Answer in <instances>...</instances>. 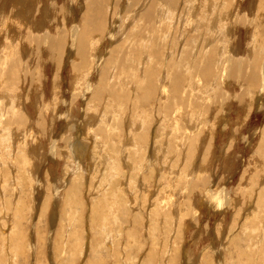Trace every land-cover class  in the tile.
<instances>
[{"label": "rangeland", "instance_id": "obj_1", "mask_svg": "<svg viewBox=\"0 0 264 264\" xmlns=\"http://www.w3.org/2000/svg\"><path fill=\"white\" fill-rule=\"evenodd\" d=\"M29 1L32 2V4H35L36 2L37 3L36 5L38 4L39 5L35 9V11L36 10L37 11L32 13L31 16L29 15V21H25V22H27L28 25L29 23L31 25V24H35L34 22L36 20L37 24L39 23L42 24L41 27L38 25L39 30L47 29L51 27L53 22L52 20H54V24L55 22L58 23V26H60L59 21L61 20L62 22L60 21V23L63 24V26H61L62 27L61 29H64L65 27H69L70 29H72L75 23H77L76 22L77 20L84 21L85 11H86L85 7L87 5V2L84 0H29ZM208 1L209 0L207 1L186 0L185 2V0H182V2H180L181 6L179 5L177 12H175V15L173 12H171L173 15L172 20H168L167 18L165 24L168 21L169 23L172 21L173 24L170 23L174 28L172 30L175 31L176 29L177 32L176 33L172 31L173 33L172 32L171 33L173 35H171L170 37L172 38L173 41L175 40V42L178 43L177 48H180V50L184 45H187V48L184 47L186 51L191 50L192 48L193 50L196 49L195 46L199 48L202 46L200 44L201 42L203 43L204 41V44L205 42H207V40H205L206 37L211 41L215 39V34L212 35L213 32L211 30L214 20L209 18L210 20L209 21L207 19L208 20L207 26L204 28L202 27L197 31H195L193 30V24H194L193 20H195V18L190 15V13H192L195 10L196 17H199L200 19L202 18L203 19V20L201 19L202 21L206 20L208 14V7H207ZM57 2L59 3V5ZM124 2H125V8L122 7L124 6L123 5ZM233 2L232 4H235L237 2V7L241 6L239 8L240 12L242 11L240 13L241 15H243L244 13H246L247 15H243L244 17L241 18L240 17L241 15L238 17L239 14L236 15L233 14L231 16L233 18H230L231 11L230 12L228 11L227 19L230 18L233 22L237 20L236 24L237 26L239 25V28L236 27L235 25L232 26L231 24L230 25L226 24L227 19H223L222 23H223V28H225L224 32H221L222 34L220 35L219 39L217 38L218 36L216 35L217 40L219 41V43L222 44L223 47V50L220 51L221 54L218 57L222 59L223 57H226L227 54L229 55L231 52H234L236 50L237 57H242L244 55L245 57L243 56V58H245L246 60L248 59V61L253 60L256 56L257 59H259L258 60L259 66L262 67V62L264 61V48H263L264 47V12H263L264 10L262 12L259 10H261V7L264 8V1L236 0L234 3ZM4 3L5 0L0 1V7L2 5V7L0 8L1 9L0 29H2V23L4 22L3 14L5 12H3V10L8 9L10 3H12V0H7V3L5 4ZM119 3L117 4V2L113 1V4L107 8L108 10L107 18L110 17L108 22L109 23L112 22V24L114 23L113 27H115L116 31L125 32L127 34L130 33L131 31H134L135 28L141 24L140 15L134 16L136 12L140 11L141 6H137V8L135 6L132 9V6L130 4L132 3L131 0H120ZM3 5H6V7H4ZM36 5H34V7H36ZM53 5L55 6L61 5L62 8L61 10L59 9L56 10ZM115 6L117 7L115 8ZM183 6L185 7V9L183 8ZM3 7L4 9H2ZM232 8L234 7L232 6ZM128 9L130 10L131 13L128 12ZM186 10L188 11V14H186L187 13L185 12ZM112 12L114 15L112 14ZM178 15H180V17ZM241 19L243 20V24L241 23ZM247 22H251V23H247ZM26 25L27 24L25 23V26ZM25 26L24 27L22 26L21 29L25 28ZM127 26H129V28ZM125 28H127L128 31H126ZM212 29L214 30L213 27ZM253 36L255 37V41L252 40ZM170 37L169 40H171ZM201 37L204 39H201ZM197 38L199 40L201 39V41H199ZM185 40L186 41L189 40L188 43ZM109 42L111 44L109 43L108 45L106 44L103 49L106 51V53H108V51L111 49L112 46V41L110 40ZM189 42L194 46L192 47V45H190L191 47L190 48L188 45ZM217 43L218 42H214L216 46ZM2 44H6V43L4 41L3 36L0 35V47H2ZM214 44L212 50L217 53L218 47L216 48ZM251 52H253L255 55ZM165 54L166 52H164V56H163L164 63L163 62L160 63L163 66L158 67L161 76L164 78L168 77L167 74L169 72L167 71V65H164L166 63L165 59L167 60V62H169L173 58L172 55L170 56V54L169 55H165ZM71 58L72 57H70L69 59ZM66 59L68 58L66 57ZM70 61H65L66 64H63L62 66L63 68H61V71L62 70L63 71L61 72L59 80L62 82L58 81V83H56L55 85L59 87L58 88L59 90L60 89L61 90L60 91L58 90L59 94L55 92L58 94L56 95V97L53 91L52 80L54 77V72L56 71L55 69L57 68L54 67L53 63L50 64V62L47 61L44 62L45 64L43 63V67L45 66L46 68V74H47L46 79H44L43 77L42 83L40 82L38 84L37 83L33 85L31 84L33 86L32 89L34 88L33 93H31L32 91H30L31 106H29L28 103V109H30L28 111L29 113L30 112L32 113V114L30 113V115L33 118L32 121L33 130L31 134L32 136L34 135L39 136V137L37 136L35 137L38 138L40 141H37V139L31 140L32 139L31 137L27 138V140H25L24 142L23 141L21 142V140L19 139V142L22 143V146L25 147L26 151L24 152L22 151L21 148H19V150L16 151L15 153V155H18L16 160L12 157H5V155H3L2 157L5 160L4 161L0 155V159L3 161V165H0V167L7 166L8 163L10 164L8 165L7 173L4 172L2 173L0 171V174L2 173L0 175V181L2 180L0 182V190H1L0 215L4 214L2 218L3 222L2 221L0 222L1 224L0 225V264H145V263L148 264L150 261L151 262L149 264H191V263L192 264H198V263L199 264H218V263L244 264V262L245 264H264L263 251H262L263 256L260 254V257L262 256L263 259L262 258L258 259L259 258L258 250L256 252V256H258V258H256L257 260L253 257L255 254L254 253L255 249L253 248L255 247L254 242L256 241L258 244V241H260V239L263 238L262 231H260L261 227H257L260 224L259 214H260V209H262V207L259 206L260 207L259 208L255 200H257L259 183H261L262 180H263L262 184L264 183V179H263L264 177H262L264 176V155L263 156L261 155V148L259 147L260 144H258L263 135L261 133H263L262 129L264 128V110H263L264 108L262 109L263 112L261 111L260 108L258 109V107H253L252 110H249V108H245V107L241 108L240 107L241 105H238L240 103L237 104L236 100H233L232 102L230 101L231 102L230 104L232 105L233 108L229 105L231 107V108L229 107L231 111L229 117V125L228 127H224L222 126V124L225 123L226 121L223 119L222 122L221 120L222 116L219 117L220 114L219 115L218 114L215 115V114L216 111H220L221 102L225 100L227 101L228 98L226 97L223 98L221 96L222 99L225 100L216 101L214 90L210 89L208 93L206 92L205 88H201V90L199 88L197 89V91H199L198 94H200L201 97H205L204 99L208 105H205L206 107L204 106V108L203 105L199 106L200 109L202 107L204 111L202 109L200 111V109L194 107L193 108L195 110L190 109L192 111H190L189 109H188L189 111L187 109H183L182 110L183 112L180 111V115H181L180 118H182V116L184 117L180 120V123L182 122V124H180L178 128H174L173 125H169V124L167 125L165 123L167 116L166 114H164L165 113L164 111H159L158 108L159 105L157 102L159 101L158 98L157 100H153L151 102H145V103L141 102L139 100L140 93L137 89V86L135 85L133 90L134 92H133L132 100L131 101L129 100L127 102L128 104L126 103L125 100L123 101V105L125 106L121 105V110L123 109L125 110L120 113L118 118L119 119L121 118V120L124 121L126 125L128 119L130 120L137 119L136 121L141 123L145 122L143 124L144 126L143 130H145V127L149 126L147 128L149 129V132L147 133V135L149 136L147 138L149 139L146 142L142 143L140 150L141 153H144L143 155L144 157L142 159L137 157L136 158L137 160L136 159L131 160L130 156H128L129 152H127V149H131L134 147H128L129 140L127 138L125 139V137H122V136H126V131L124 132V130L128 129L125 124H122L120 128L123 129V132L120 133V136L118 137L115 136L114 139L113 137H111V141L107 139L106 144L103 146V148L107 152L105 154L109 156H113V159L112 161H110V163H108L109 161L105 159L104 154L103 155H101L100 153L96 154L95 152L94 154H91L90 159H86L85 156L83 159V156L80 155L79 153H76L75 152L76 149L72 148L73 144L74 143L76 144L77 141L83 139L89 141V147L94 149V144L93 143L90 144V141H92L90 134L98 135V133L94 131V129L92 128L91 129L88 128L87 130L84 129L86 124H84L83 120L84 119L87 120V117H89V115H84L85 114L84 111L87 107L84 98L87 93L84 94L85 91L84 92L82 91L81 92L82 95L79 94V96L77 97V101L79 100L78 102L79 106L77 105L76 102H73L75 101L72 96L75 90L72 83L74 79L73 78L74 70L73 68H71L72 66L69 65ZM36 66L37 65H35V67ZM261 67L259 68V72L261 70ZM91 68H89L87 72L88 74L90 72L89 75L92 81L94 83H98L100 75L97 73L95 67H93L94 69ZM182 68H184L183 70H185L186 67H182ZM113 70L116 71V68L113 67L111 72ZM112 78L114 81L115 80L114 74L112 75ZM200 80L201 77L195 78V81H197L196 84H200L202 82ZM88 81L89 80H87V82ZM158 81H160V79ZM217 83L220 84L219 78L217 79ZM161 84H162V80L161 83L159 82V87ZM41 85L43 87H41ZM225 85L228 86V87H224V89L227 88L225 89V95L226 96L228 95L229 97L231 95V98L235 97L232 96V93L233 94L234 93L236 94V92L240 93L241 90H243V88L245 87L244 86L242 88V86L238 84L237 81L234 79L230 80L229 85L228 84ZM35 86L38 88V90H36ZM40 87L44 89H41ZM185 88H188V86ZM32 89L30 88V90ZM204 90L207 94L204 92ZM37 91L40 92L38 93ZM128 91H130L129 88ZM222 91L224 90L222 89L221 92ZM245 91L246 94L249 96L248 98V96L246 95V99L244 98L245 101L258 97V95H256L258 94V92H255L253 90V87L249 85L245 87ZM36 92L38 95L36 94ZM137 93L139 94L137 95ZM39 95L44 96V99L42 100L40 99L42 104L41 106H43L41 111L38 104ZM158 95H159L158 96L159 99H163V100L165 99V97L162 98V92L158 93ZM107 100L108 98L106 99L105 102H107ZM229 100L230 98L228 99V102ZM134 102L137 103V107L139 109L135 107ZM256 103L258 106L257 101ZM143 104H147V105L143 106ZM209 105L212 109L208 107ZM44 107L45 109H47L46 112H44ZM132 107H134V109ZM105 108H106V103L101 110L104 112ZM205 108L206 109L209 108V109L206 111ZM92 112L94 111L92 110ZM157 112H159L160 115ZM42 114L44 116H40ZM148 114H150V116ZM190 115L192 116V118ZM197 115H199L200 118ZM189 116L190 118H188ZM40 117L43 118V120H41V123H39L38 121ZM144 117H146L145 119L146 121L144 120ZM196 117L199 118V121L201 120L200 124L198 125V128L197 126L196 128L194 127L189 128L187 124L196 123L198 121V120L196 121L195 119ZM240 117L242 118L240 119ZM150 118H153L154 120ZM147 119L150 120L151 124ZM184 119H187V122L189 123H187L186 120ZM202 119H203V123H202ZM217 119H219V121ZM157 120L159 124L157 123ZM160 120L161 122H159ZM208 122L209 123L213 122V125L211 124L208 125ZM98 123L99 121H97V124ZM214 123L216 124L215 125L216 127L214 126ZM152 124H154L155 126L153 125L152 127ZM157 126H160V129ZM238 127L240 128L237 129ZM212 128L213 130L211 132L210 130ZM259 129L261 130V132ZM14 130L16 132V129ZM119 130L121 129H118L115 132L119 133L120 132ZM165 131L168 132L165 133ZM196 131L199 132L200 139L203 137L202 140H200L199 138L195 140L192 139V137L195 136L196 133H198ZM205 131L206 133H204ZM213 131L215 132L216 135H213L214 133ZM150 134L153 135L156 140L154 138H151L153 136H151ZM190 139L194 141V143ZM3 142L4 141L2 140L0 141V143ZM70 142H72L73 144ZM119 142L121 145H118ZM156 143L157 146H155ZM3 145L4 146H0L1 151L2 150L3 152L5 151L7 155L10 152L11 154L13 153L12 149L15 144L9 145L10 146L9 148H7L6 146L7 144H5V142L3 143ZM30 145H32L33 147H31ZM52 145H54L55 147H53ZM34 146H36L35 147L36 150L34 149ZM112 147L117 149L119 153L115 151L116 153L113 154V152L111 151ZM27 148L29 149V151ZM136 148L140 149L138 146ZM152 148L154 149L156 148V149L153 150ZM31 149H33L34 151ZM99 149L100 148L98 146L97 150ZM66 150L69 155L66 154ZM126 155L127 157H125ZM125 158H127L126 160L129 161L130 165L133 164L131 168L128 166ZM128 158H130V160ZM117 161L118 162L122 161L121 162L122 167H120V164L117 163ZM67 162L76 163L74 165V169H71L70 167L66 166ZM123 163H125L126 165H124ZM139 163L142 165H140ZM152 165L154 168L152 167ZM155 166L159 168V170L155 168ZM95 168H99V169H95ZM12 169L15 170L13 171ZM65 169L68 171L67 173H69V176L65 175V171H64ZM149 171H151V174L153 173L154 174L151 175ZM63 173L65 176L63 175ZM79 173L82 175L80 176ZM12 177L14 178L12 179ZM23 177H25L26 179ZM71 177L76 179L78 178L77 180L80 179L79 181L83 184L82 185L80 183V185H82L83 187L80 186L79 187L80 189L78 188L79 190L78 195L77 198H75L74 200L75 205H73L74 203L73 201H69L67 197H65V192H66L65 189L69 187L70 185L69 179ZM21 178L25 179L26 181L25 180L22 181ZM59 178L61 180H58ZM258 180L259 182H256ZM82 181L85 182L83 183ZM56 182L58 183V185L56 184ZM191 182L192 184L195 183V186L194 184L193 186L189 184ZM103 185L105 186L107 185V186L105 187ZM223 187L226 190V193L224 194V198L226 197L225 198L226 200H223V202L221 201V203H219V205L221 206L220 208H218L216 207V205H218V202L214 200L215 197L214 194L217 193L216 196H218V193L220 194L219 191H221ZM101 190L103 193L101 192ZM211 191H213V193ZM112 194L113 197H111ZM211 194L214 195L213 198ZM116 195L120 196V198L117 199L118 196ZM29 196L31 197L29 198ZM46 197L48 198L46 199ZM16 198L17 201L20 200L21 198V201L25 203V207H26L21 209V212L18 214H15L17 208L16 206L19 203V201L18 202L16 201ZM98 198H100L99 200L105 199L102 201L103 202L102 204L104 203L105 204L102 209L100 208L102 204L97 206L98 208H96V212L98 213L95 212L96 213V219H95L94 217L95 213L93 212L95 210V207L93 209L92 206H95L94 200H98ZM45 200L47 202H45ZM153 200L155 201V203ZM108 203L110 206L109 208L107 207ZM254 205L256 206V209ZM124 207L128 209H125ZM117 208L120 209V212ZM122 208L124 209V211L126 210L127 212L126 211H125L126 213L123 212ZM116 210H118V212ZM116 212L118 213V215H116L117 214ZM135 213L138 215H136ZM101 214L104 215L102 216ZM122 214L123 215L125 214L126 218L125 216L123 217ZM17 216L19 217L18 222H17ZM255 217L258 218L259 220L256 219ZM181 218L184 221H181ZM139 219L142 220L137 222ZM255 219L258 221H256ZM97 220L98 221L102 220V222L94 223V221ZM253 223L254 226H252ZM246 227L248 229H246ZM2 230H5L6 232L5 231L3 232ZM111 233L113 234L114 237L111 235ZM234 233L238 237H241L242 235L244 237L242 236L239 239L237 238L232 239ZM244 234L250 236H245ZM255 238L256 239L259 238V239L256 240ZM251 239L252 242L251 241L249 242V240ZM262 240L264 243V239ZM19 241L22 248H20L21 250L17 249L16 252L14 250V246H16ZM204 248H206V250H203ZM243 250L246 251L244 252ZM244 254L247 255L249 260ZM249 261H251V263Z\"/></svg>", "mask_w": 264, "mask_h": 264}, {"label": "bare ground", "instance_id": "obj_2", "mask_svg": "<svg viewBox=\"0 0 264 264\" xmlns=\"http://www.w3.org/2000/svg\"><path fill=\"white\" fill-rule=\"evenodd\" d=\"M1 1V0H0ZM87 2V5L85 7V17H84V21L82 20H77L74 25V27L72 29H70L69 27H65L64 29H61L63 26V24L60 23L59 21V25L58 23L55 22L54 24V20H52V26L47 28V29H38V25L41 27V23L37 24L36 20H35V24H31L25 21H29V15L31 16L32 13L36 12L35 9L37 8L36 5L37 3L35 2V4H32V2H30L29 0H12V3H10L8 9L3 10V12H5L3 14L4 17V22L2 23V29H0V35L3 36L4 41L6 44H2V47H0V141H4L5 144H7V148H9L11 144H15L13 146V153L11 154V152L7 155V153L3 150L1 151L0 149V155L1 157L3 155H5V157H12L16 160V158L18 157V155H15L16 151L19 150V148L22 149V151H26L25 147L22 146V143L19 142V139L21 140V142L27 140V138L31 137V140H36L40 141L38 138H36L34 135L32 136L31 132H32V126H33V118L30 115L29 111L30 109H28V103L29 106H31L30 102H31V93H33V89H32V85L35 83H42V79L44 77V79H46V68L45 66L43 67V63L44 62H50V64H54V67H56L57 69H55L56 71L54 72V77L52 80V86H53V91L54 93L57 92L59 94V90L56 85V83H58L59 77L61 75V68H63V64H66L65 61H70L69 65H71L73 68V87H74V92L72 94L73 99L76 102L77 105L79 106V100L77 101V97L79 96V94L82 95V91L84 92V94H86L84 101L86 102V109L84 111V115H89V117H87V120L84 119L83 122L84 124H86L84 129H94V131H96L98 133V135H91V139L92 141H90V144H94V149H92L91 147H89V141L86 140H81L77 141L76 144L70 142L73 144L72 148L76 149V153H79L80 155L86 157V159H90L91 154H94V152L96 154L100 153L101 155H105V159L108 160L107 162L110 163V161H112L113 156H109L105 153L106 150L103 148V146L106 144L107 139H109L111 141V137L115 136H120V133L123 132V129L120 128V126L122 124H125L124 121L121 120V118L119 119V115L121 112H123L125 109L121 110V105H123V101L125 100L126 103L130 100H132L133 98V90H134V86H137V89L139 91V93H137V95L139 94V100L143 103L145 102H151L153 100H158V105H159V111H164L163 113L166 114V124L168 125H173L174 128H178V126L180 124H182V122L180 123V120L182 118H184L180 115V111H182L183 109H200L199 106L203 105V108L205 105H208L207 102L205 101V97H201L200 94H198L199 91H197V89L200 88H205L206 92L209 93V90H214V94L216 96L215 100L216 101H220V100H225L222 99L223 98H230L229 102L228 99L227 101H222L221 102V107H220V111H216L215 115H219V117L222 116L221 120L223 122V119L226 121H224L225 123L222 124V126L224 127H228L229 125V117L231 114L230 108L232 107V105L230 104L233 100H236L235 102L238 105H241L240 107L243 108H249V110H252L253 107H258V109L260 108L261 111L263 112V108H264V61L262 62V67L259 66V59H257V57L255 56V58L253 60L248 61V59L246 60L245 58L242 57H237V51L235 50L234 52H231L229 55L227 54L226 57H221L222 59H220L218 56L221 54L220 51L223 50L222 44L219 43V41L217 40V38H220V35L222 34L221 32H224L223 28V19H227V13L228 11H231V15L230 18L233 14H239L238 17L241 15L240 13V7H237V2L235 4H232V2L234 0H209L208 1V14H207V18L206 20L202 21L199 17H196V11L194 10L192 13H190L191 16H193L195 18V20H193V30L197 31L200 28H204L207 26V21L209 20V18H211L212 20H214L213 22V28L211 27V30L213 32L212 35L215 34V39L213 41L207 39V37L205 38V40H207V42L204 41L203 43L201 42L200 44L202 45L201 47L197 48L195 46L196 49L193 50V48L191 50H187L184 48H187V45H184L181 50L180 48H177V42H175V40L173 41L172 38L170 37L171 35H173L172 29L173 26L170 24L172 23V21L169 23V21L165 24L167 18L168 20H172V13L177 12L178 7L180 5V2H182V0H131L132 3V9L133 7L136 6H141L140 11L136 12V14L134 16L140 15V25H138L134 31H131L130 33H125V32H118L116 31L115 27H113L112 22L111 25L108 22L109 18H107V8L110 7L114 2H117V4L119 3L120 0H84ZM192 1V0H191ZM203 1V0H202ZM207 1V0H206ZM236 1V0H235ZM234 1V2H235ZM258 1V0H257ZM264 1V0H261ZM54 2V1H52ZM186 2V0H185ZM199 2V1H198ZM201 2V1H200ZM233 2V3H234ZM5 3H7V0H5ZM4 3V4H5ZM58 3V2H57ZM56 3V4H57ZM259 3V2H258ZM121 4V3H119ZM192 4V3H191ZM190 4V6H191ZM34 5H36V7H34ZM52 5V4H51ZM59 5V3H58ZM116 5V4H115ZM125 8V2L123 4ZM239 5V4H238ZM252 5V4H251ZM4 7H6V5H3ZM54 8L56 10H61V5L60 6H55L53 5ZM63 6V5H62ZM81 6V5H80ZM85 6V5H84ZM181 6V5H180ZM232 6L234 8H232ZM2 7V5H1ZM0 7V8H1ZM4 7L2 9H4ZM40 7V6H39ZM58 7V8H57ZM60 7V8H59ZM114 7V5H113ZM117 6H115L116 8ZM225 7V8H223ZM256 7V6H255ZM83 8V7H81ZM129 8V7H128ZM182 8V7H181ZM183 8L185 9V7L183 6ZM182 8V9H183ZM193 8V7H192ZM191 8V9H192ZM53 9V8H52ZM110 9V8H109ZM199 9V8H198ZM1 10V9H0ZM64 10V9H63ZM171 10V11H170ZM243 10V9H242ZM252 10V9H251ZM250 10V11H251ZM264 8L261 7V10L259 11H263ZM112 11V10H111ZM233 11V12H232ZM78 12V11H77ZM114 12V11H113ZM112 12V14H113ZM128 12H130V10L128 9ZM183 12V11H182ZM181 12V13H182ZM185 12H187L186 14H188V11L186 10ZM207 12V11H205ZM264 12V11H263ZM30 13V14H29ZM45 13V12H44ZM116 13V12H115ZM131 13V12H130ZM135 13V12H134ZM83 14V13H82ZM114 15V14H113ZM131 15V14H130ZM129 15V16H130ZM182 15V14H180ZM180 15H178L180 17ZM229 15V14H228ZM243 15H247L246 13H244ZM243 15H241L240 17H244ZM128 16V15H127ZM133 16V17H134ZM254 16V15H253ZM131 17V16H130ZM178 17V18H179ZM185 17V16H184ZM192 17V18H193ZM250 17V16H249ZM74 18V17H73ZM77 18V17H76ZM129 18V17H128ZM132 18V17H131ZM135 18V17H134ZM229 18V17H228ZM229 18V19H230ZM136 19V18H135ZM180 19V18H179ZM184 19V18H183ZM208 19V20H207ZM227 19L226 24L228 25H232V26H236L239 28V25L237 26V20H235V22H233L231 19L229 20ZM245 19V18H244ZM249 19V18H247ZM74 20V19H73ZM177 20V19H176ZM262 20V19H260ZM122 21V20H121ZM133 21V20H132ZM184 21V20H183ZM210 21V20H209ZM256 21V18H255ZM62 22V21H61ZM131 22V21H130ZM129 22V23H130ZM1 23V22H0ZM25 23L28 25L25 26ZM137 23V22H136ZM241 23L243 24V20L241 19ZM246 23V20H245ZM247 23H251V22H247ZM132 24V23H131ZM173 24V23H172ZM179 24V23H178ZM210 24V23H209ZM262 24V23H261ZM65 25V22H64ZM166 25V26H165ZM252 25V24H251ZM1 26V25H0ZM22 26L25 28L21 29ZM123 26V25H122ZM133 26V25H132ZM135 26V25H134ZM15 27V28H14ZM18 27V29H17ZM125 27V25H124ZM123 27V28H124ZM129 28V26H127ZM182 27V26H181ZM180 27V28H181ZM228 27V26H227ZM178 28V29H180ZM118 29V27H117ZM126 31L127 28H125ZM226 31V30H225ZM228 31V30H227ZM262 31V30H261ZM172 32V33H171ZM176 32V29L175 31ZM216 32V33H215ZM249 32V31H247ZM246 32V33H247ZM177 33V32H176ZM188 33V32H187ZM195 33V32H194ZM193 33V34H194ZM233 33V32H232ZM262 33V32H261ZM210 34V33H209ZM230 34V33H229ZM6 35V36H5ZM176 35V34H175ZM180 35V34H179ZM205 35V34H204ZM216 35L218 36L216 38ZM233 35V34H232ZM231 35V36H232ZM177 36V35H176ZM192 36V35H191ZM199 36V35H198ZM202 36V35H201ZM169 37L171 38V40H169ZM181 37V36H180ZM225 37V36H224ZM194 38V37H193ZM199 38V37H198ZM197 38V39H198ZM247 38V37H246ZM174 39V37H173ZM196 39V38H195ZM201 39H204L201 37ZM201 39L199 41H201ZM229 39V38H228ZM248 39V38H247ZM112 41V46L111 49L108 51V53H106L104 49V46L108 43L111 44L109 41ZM194 40V39H193ZM226 40V39H225ZM230 40V39H229ZM253 41H255V37L253 36ZM178 41V40H177ZM184 41V40H183ZM186 41V40H185ZM189 41V40H188ZM188 41H186L188 43ZM197 41V40H196ZM195 41V42H196ZM214 42H218L217 46L216 44H214ZM231 42V41H229ZM180 43V42H179ZM184 43V42H183ZM186 43V44H187ZM194 43V42H191ZM197 43V42H196ZM195 43V44H196ZM213 43L214 46H216V48L218 47V52L216 53L215 51L212 50L213 48ZM236 43V42H235ZM185 44V43H184ZM230 44V43H229ZM182 45V44H181ZM189 47L190 45H192V47L194 46L193 44H190L189 42ZM212 45V46H211ZM219 45V46H218ZM226 45V44H225ZM224 45V46H225ZM235 45V44H234ZM239 45V44H238ZM232 46V45H231ZM230 47V46H229ZM169 48V49H168ZM172 48V49H171ZM191 48V47H190ZM232 48V47H231ZM264 48V47H263ZM262 48V49H263ZM189 49V48H188ZM227 49V48H226ZM239 49V48H238ZM237 49V50H238ZM242 49V48H241ZM167 50V51H166ZM171 50V51H170ZM230 51V50H228ZM226 51V52H228ZM252 51V50H251ZM164 52H166L165 55H172L173 58L167 62V60L165 59L166 63L164 65H167V71L168 77H162L160 71L158 70L159 66H163L160 63L163 62V56H164ZM262 52V50H261ZM224 53V52H223ZM253 53V52H251ZM256 53V52H255ZM241 54V53H240ZM254 54V53H253ZM258 54V53H257ZM255 55V54H254ZM66 57L68 59H66ZM70 57H72L71 59H69ZM245 57V56H244ZM251 57V56H250ZM166 58V57H165ZM169 58V57H168ZM249 63V64H248ZM45 64V63H44ZM35 65H37L35 67ZM48 65V64H47ZM34 66V67H33ZM66 66V65H65ZM93 68L95 67V69L97 70V73L100 75L99 78V82L98 83H94L92 81V79L90 78V72L88 74V70L89 68ZM115 67L116 71H112L115 77V80L113 81L112 78V68ZM182 67H186L185 70H183L184 68ZM261 67V70L259 72V68ZM88 68V69H87ZM91 68V69H92ZM165 68V66H164ZM94 69V68H93ZM95 70V71H96ZM165 70V69H164ZM94 71V70H93ZM164 73V72H162ZM224 73V76H223ZM94 74V73H92ZM91 74V77H92ZM118 76V77H117ZM164 76V75H163ZM197 77H201L202 81L200 84H196L197 81H195V78ZM98 78V77H97ZM219 78L220 84L217 83V79ZM63 79V78H62ZM160 79V81H158ZM231 79H234L237 81L238 84H240L242 86V88L245 86H251L253 87V90L255 92H258V97L257 98H252L248 101H245L244 98L246 99V91H245V87L243 88V90H241L240 93H237L234 95L232 93V97L231 95L230 97L227 95H225V88L224 87H228L225 84L229 85V82ZM75 80V81H74ZM87 80H89L87 82ZM97 80V79H96ZM95 80V81H96ZM162 80V84L159 87V82L161 83ZM211 80V81H209ZM85 81V82H83ZM225 84H224V82ZM62 82V81H60ZM169 83V85H168ZM199 83V82H198ZM32 84V85H31ZM62 84V83H61ZM84 85V86H82ZM186 85V86H185ZM37 86V85H36ZM35 86V87H36ZM168 86V87H167ZM188 88H185L187 87ZM234 86V85H233ZM41 87H43L41 85ZM40 87V88H41ZM207 87V88H206ZM237 87V86H236ZM30 88L32 90H30ZM62 88V87H60ZM128 88L130 89V91H128ZM161 88V89H160ZM218 88V89H217ZM233 88V87H232ZM44 89V88H41ZM160 89V90H159ZM220 89V90H219ZM224 90L221 92V90ZM36 90H38V88L36 87ZM59 90V91H58ZM237 90V89H236ZM30 91H32L30 93ZM35 91V90H34ZM219 91V92H218ZM38 93L40 91H37ZM36 92V94H37ZM44 92V91H43ZM162 92V98L165 97V99H159V95L158 93ZM201 92V91H200ZM205 92V90H204ZM202 92V93H204ZM205 92V93H206ZM218 92V93H217ZM57 93H55V97L56 95H58ZM35 94V93H34ZM45 94V93H44ZM207 94V93H206ZM221 94V95H218ZM231 94V93H230ZM38 95V94H37ZM222 96V97H221ZM248 96V95H247ZM40 97V98H39ZM38 97V104H39V108L40 111L43 108V106H41V101L40 99H44L43 95H39ZM108 98L107 102L106 99ZM218 98V99H217ZM249 98V96H248ZM46 101V100H45ZM215 101V102H216ZM231 101V102H230ZM258 102V106L257 103ZM50 103V102H49ZM106 103V108L105 111L103 112L101 109L102 107L105 105ZM124 103V104H126ZM133 103V102H132ZM235 103V104H236ZM37 104V103H36ZM45 104V103H44ZM128 104V103H127ZM141 104V103H140ZM150 104V103H149ZM220 104V103H219ZM75 105V104H74ZM134 105L136 108L137 107V103L134 102ZM132 105V106H134ZM147 105V104H143ZM231 107H230V106ZM85 106V105H84ZM99 106V107H98ZM125 106V105H123ZM140 106V105H139ZM141 106V107H143ZM128 107V106H127ZM153 107V106H152ZM192 107V108H191ZM194 107V108H193ZM199 107V108H198ZM206 107V106H205ZM210 107V105L208 106ZM230 107V108H229ZM74 108V107H73ZM134 109V107H132ZM233 108V107H232ZM38 109V108H37ZM50 109V108H49ZM76 109V107H75ZM139 109V108H138ZM144 109V108H143ZM148 109V108H147ZM157 109V108H156ZM155 109V110H156ZM196 109V110H197ZM202 109V107H201ZM200 109V111H201ZM209 109V108H208ZM208 109L205 108V110L207 111ZM210 109H212L210 107ZM257 109V108H256ZM263 109V110H262ZM71 110V109H70ZM92 110L94 112H92ZM188 110V111H189ZM190 110V111H192ZM195 110V109H194ZM204 111V109H202ZM47 109H45L44 107V112H46ZM134 111V110H133ZM186 111V110H185ZM184 111V112H185ZM199 111V113H200ZM211 111V110H210ZM260 111V110H259ZM183 112V111H182ZM213 112V111H212ZM159 113V112H157ZM192 113V112H191ZM202 113V112H201ZM206 113V112H205ZM204 113V116H205ZM209 113V112H208ZM207 113V115H208ZM211 113V112H210ZM261 113V112H260ZM32 114V113H31ZM132 114V113H131ZM135 114V113H134ZM182 114V113H181ZM194 114V113H193ZM212 114V113H211ZM262 114V113H261ZM150 116V114H148ZM158 115V114H157ZM160 115V113H159ZM183 115V114H182ZM196 115V114H195ZM194 115V117H195ZM206 115V117H207ZM210 115V114H209ZM241 115V114H240ZM40 116H44L43 114ZM98 116V117H97ZM152 116V115H151ZM191 116V115H190ZM190 116L188 118H190ZM199 117V115H197ZM143 117V116H142ZM165 117V116H164ZM196 117V123H192V124H187L189 128H198V125L200 124L199 118ZM203 117V114H202ZM212 117V116H211ZM218 117V118H219ZM192 118V116H191ZM242 117H240L241 119ZM146 119V117H144V120ZM153 119V118H150ZM193 119V120H195ZM239 119V116H238ZM41 120H43L42 117H40V119L38 120L39 123H41ZM137 119L134 120H130L128 119L127 121V125L126 127L129 129H125L124 132L126 131V136H122L125 137V139L127 138L129 140V144L128 147H134L131 149H127V152H129L128 156H130L131 160H135L137 157L142 159L144 156V153H141V146L142 143L146 142L149 138L147 133L149 132V129H147L149 126L145 127L143 123L136 121ZM148 120V119H147ZM154 120V119H153ZM187 122V119H184ZM192 120V119H191ZM189 120V121H191ZM208 120V118H207ZM219 121V119H217ZM45 121V120H44ZM43 121V122H44ZM97 121H99V123L97 124ZM146 121V120H145ZM150 122V120H148ZM206 121V120H205ZM204 121V122H205ZM211 121V120H209ZM213 121V120H212ZM138 122V123H137ZM161 122V120L159 121ZM214 122V121H213ZM212 123L208 122V125ZM158 123V120H157ZM189 123V122H187ZM202 123H203V119H202ZM44 124V123H43ZM51 124V123H50ZM138 124V126H137ZM148 124V122H147ZM146 124V125H147ZM151 124V122H150ZM149 124V125H150ZM159 124V123H158ZM154 124H152L153 127ZM163 125V124H162ZM202 125V124H201ZM216 124L214 123V126ZM231 125V124H230ZM124 126V125H123ZM151 126V125H150ZM155 126V125H154ZM238 126V125H237ZM160 129V126H157ZM205 127V126H204ZM209 127V126H208ZM216 127V126H215ZM218 127V126H217ZM262 127V126H261ZM155 128V127H154ZM163 128V127H162ZM201 128V127H200ZM206 128V127H205ZM240 127H238L237 129H239ZM16 129V132L15 130ZM119 130L120 132H115L116 130ZM183 129V128H182ZM202 129V128H201ZM204 129V128H203ZM207 129V128H206ZM226 129V128H224ZM156 130V129H155ZM154 130V131H155ZM179 130V129H178ZM185 130V129H184ZM187 130V129H186ZM213 128L210 130L212 132ZM260 130V129H259ZM30 131V132H29ZM42 131V130H41ZM208 131V130H207ZM209 131V132H210ZM217 131V130H216ZM263 134L262 138L260 139L259 143L260 144V148H261V155H264V128L262 129ZM164 132V131H163ZM162 132V133H163ZM168 131H165V133H167ZM184 132V131H183ZM198 132V131H196ZM214 132V131H213ZM258 132V131H257ZM261 132V130H260ZM61 133V132H60ZM151 133V132H150ZM153 133V132H152ZM160 133V131H159ZM176 133V132H175ZM186 133V132H185ZM206 133V131L204 132ZM208 133V132H207ZM217 133V132H216ZM30 134V136H29ZM34 134V133H33ZM37 134V133H36ZM125 134V133H124ZM178 134V133H177ZM194 134V133H193ZM210 134V133H209ZM260 134V133H259ZM102 135V136H101ZM151 135V134H150ZM182 135V134H181ZM199 132L195 134V136L192 137V139H197L199 138ZM213 135H216L215 132L213 133ZM250 135V134H249ZM248 135V136H249ZM255 135V134H254ZM80 136V135H79ZM86 136V135H85ZM153 136V135H151ZM186 136V135H185ZM189 136V135H188ZM21 137V138H20ZM39 137V136H37ZM49 137V136H48ZM93 137V138H92ZM163 137V136H162ZM165 137V136H164ZM184 137V136H183ZM256 137V136H255ZM254 137V138H255ZM151 138H154L151 137ZM161 138V137H160ZM167 138V137H166ZM203 138V137H202ZM202 138L200 140H202ZM211 138V137H210ZM216 138V137H215ZM249 138V137H248ZM24 139V140H22ZM155 139V138H154ZM198 139V140H199ZM214 139V138H213ZM30 140V139H29ZM77 140V139H76ZM74 140V141H76ZM94 140V142H93ZM122 140V139H121ZM156 140V139H155ZM184 140V139H183ZM191 140V139H190ZM18 141V142H17ZM70 141V140H69ZM108 141V142H110ZM116 141V140H115ZM118 141V140H117ZM123 141V140H122ZM139 141V142H137ZM150 141V140H149ZM154 141V140H153ZM192 141V140H191ZM206 141V140H205ZM214 141V140H213ZM3 142V143H4ZM107 142V144H108ZM152 142V141H151ZM194 143V141H192ZM3 143H0V146H4ZM32 143V142H31ZM69 143V142H68ZM126 143V142H125ZM190 143V142H189ZM188 143V144H189ZM55 144V143H54ZM161 144V143H160ZM172 144V142H171ZM248 144V143H247ZM34 145V144H33ZM110 145V143H109ZM118 145H121L120 142ZM175 145V144H173ZM177 145V144H176ZM31 147H33L32 145H30ZM53 147H55L54 145H52ZM99 146V150H97V147ZM117 146V145H115ZM124 146V145H122ZM139 147L140 149H137L136 147ZM155 146H157V143L155 144ZM154 146V147H155ZM249 146V145H248ZM36 146H34V149ZM70 147V146H69ZM111 147V146H109ZM152 147V146H151ZM52 148V147H51ZM70 148V149H72ZM165 148V147H164ZM28 149V148H27ZM55 149V148H54ZM107 149V148H106ZM153 150H155L154 148H152ZM33 150V149H31ZM165 150V149H164ZM201 150V149H200ZM205 150V149H204ZM29 151V149H28ZM34 151V150H33ZM111 151L113 152V154H115L116 152L119 153V151L117 149H115L114 147H112ZM116 151V152H115ZM123 151V150H122ZM149 151V150H148ZM152 151V150H151ZM2 152V153H1ZM32 152V151H30ZM55 152V150H54ZM71 152V151H70ZM74 152V151H73ZM147 152V151H146ZM42 153V152H40ZM150 153V152H149ZM33 154V153H32ZM52 154V153H51ZM62 154V153H61ZM66 154L69 155L67 153L66 150ZM65 154V155H66ZM73 154V153H72ZM95 154V155H96ZM154 154V153H153ZM162 154V153H161ZM260 154V153H258ZM64 155V156H65ZM88 157H87V156ZM28 156V155H27ZM30 156V155H29ZM55 156V155H54ZM74 156V155H73ZM94 156V155H93ZM100 156V155H99ZM124 156V155H123ZM155 156V155H154ZM160 156V155H159ZM182 156V155H181ZM189 156V155H188ZM81 157V156H80ZM104 157V156H103ZM127 157V155L125 156ZM147 157V156H146ZM151 157V156H150ZM163 157V156H162ZM76 158V157H75ZM78 158V157H77ZM116 158V156H115ZM130 158H128L130 160ZM148 158V157H147ZM176 158V157H175ZM183 158V157H182ZM191 158V157H190ZM3 159V157H2ZM82 159V158H81ZM85 159V160H86ZM101 159V158H99ZM104 159V158H103ZM102 159V160H103ZM127 158H125L126 160ZM181 159V158H180ZM203 159V158H202ZM4 160V159H3ZM22 160V159H21ZM100 160V161H102ZM105 160V161H106ZM124 160V159H123ZM124 160V161H125ZM137 160V159H136ZM139 160V159H138ZM171 160V159H170ZM205 160V159H204ZM261 160V159H260ZM5 161V160H4ZM80 161V160H79ZM89 161V160H88ZM123 161V162H124ZM127 161L128 166L131 168L129 161ZM153 161V160H151ZM18 162V160H17ZM20 162V161H19ZM26 162V161H25ZM75 162V161H74ZM70 163L67 162L66 166L70 167L71 169H74V165L76 163ZM104 162V161H103ZM122 161L118 162L120 164V167H122ZM204 162V161H203ZM30 163V162H29ZM37 163V162H36ZM102 163V162H101ZM106 163V164H108ZM112 163V162H111ZM135 163V162H134ZM154 163V162H153ZM161 163V162H160ZM24 164V163H23ZM83 164V163H82ZM89 164V163H88ZM87 164V165H88ZM98 164V163H96ZM115 164V163H114ZM124 165H126L125 163H123ZM136 164V163H135ZM140 164V163H139ZM152 164V163H151ZM150 164V166H151ZM0 165H3V161L0 159ZM5 165V164H4ZM8 165H10L8 163ZM8 165L7 166H2L0 167V171L3 173H7L8 171ZM21 165V164H20ZM95 165V164H94ZM117 165V164H116ZM142 165V164H140ZM139 165V166H140ZM145 165V164H144ZM148 165V164H147ZM146 165V166H147ZM27 166V164H26ZM24 166V167H26ZM37 166V165H36ZM39 166V165H38ZM98 166V165H97ZM106 166V165H105ZM12 167V166H11ZM10 167V169H11ZM101 167V166H100ZM103 167V166H102ZM114 167V166H113ZM124 167V166H123ZM128 167V168H129ZM134 167V166H133ZM132 167V168H133ZM153 167V165H152ZM67 168V167H66ZM89 168V167H88ZM154 168V167H153ZM155 168H157L155 166ZM167 168V167H166ZM182 168V167H181ZM95 169H99V168H95ZM150 169V168H149ZM159 170V168H157ZM163 169V168H162ZM13 171L15 169H12ZM36 170V169H35ZM39 170V169H37ZM94 170V169H93ZM117 170V168H116ZM123 170V169H122ZM125 170V168H124ZM131 170V169H130ZM153 170V169H152ZM156 170V169H155ZM263 170V168H262ZM19 171V170H18ZM30 171V170H29ZM65 175L69 176V173H67L68 171L65 169ZM104 171V170H103ZM102 171V173H103ZM133 171V170H132ZM131 171V173H132ZM179 171V170H178ZM35 172V171H33ZM63 172V171H62ZM73 172V171H72ZM71 172V173H72ZM134 172V171H133ZM183 172V171H182ZM1 173V174H2ZM13 173V172H12ZM23 173V172H22ZM93 173V172H92ZM114 173V172H113ZM149 173L151 174V171H149ZM148 173V174H149ZM153 173V172H152ZM0 174V175H1ZM18 174V173H17ZM20 174V173H19ZM75 174V173H74ZM80 174V173H79ZM78 174V175H79ZM112 174V173H111ZM110 174V175H111ZM154 174V173H153ZM151 174V175H153ZM190 174V173H189ZM64 175V173H63ZM64 175V176H65ZM82 174H80L81 176ZM164 175V174H163ZM13 176V175H12ZM23 176V175H22ZM26 176V175H24ZM134 176V175H133ZM30 177V176H29ZM79 177V176H78ZM111 177V176H110ZM152 177V176H150ZM158 177V176H157ZM264 177V176H262ZM14 177H12L13 179ZM25 178V177H23ZM35 178V177H34ZM33 178V179H34ZM69 178V177H67ZM155 178V177H154ZM5 179V178H4ZM22 179V178H21ZM26 179V178H25ZM25 179H22V181H24ZM78 179V178H77ZM76 178L71 177L69 179L70 185L65 192V197H67V199L69 201H73L75 200V198H77L78 195V188L80 186H82L83 184L77 180ZM82 179V178H81ZM100 179V178H99ZM103 179V178H102ZM109 179V178H108ZM150 179V178H149ZM160 179V178H159ZM264 179V178H263ZM7 180V179H6ZM15 180V179H14ZM13 180V181H14ZM58 180H61L60 178ZM63 180V178H62ZM98 180V179H97ZM105 180V179H104ZM152 180V178H151ZM260 180V179H259ZM256 181V182H259ZM2 181V180H1ZM0 181V182H1ZM26 181V180H25ZM32 181V180H31ZM95 181V180H94ZM163 181V180H162ZM252 181V180H251ZM66 182V181H65ZM68 182V183H69ZM83 182V181H82ZM85 182V181H84ZM83 182V183H84ZM98 182V181H97ZM108 182V181H106ZM243 182V181H242ZM261 182V181H260ZM263 182V180H262ZM259 183V189H258V195H257V200H255V202H257L258 207L261 206L262 209H260V214H259V219H260V224L257 227H261L260 231H262L263 234V238L260 239V241L254 242V246L253 247L254 250V258H258V256H256V252L258 250V254H259V258L263 259V255H264V243L263 240L264 239V183L262 184ZM16 183V182H15ZM62 183V182H61ZM60 183V185H61ZM80 183L82 185H80ZM100 183V182H99ZM112 183V182H111ZM162 183V182H161ZM172 183V182H171ZM254 183V182H253ZM29 184V183H28ZM31 184V183H30ZM56 184L58 185V183L56 182ZM67 184V183H65ZM114 184V183H113ZM155 184V183H154ZM160 184V183H159ZM158 184V186H159ZM193 186H195V183L192 184L189 183ZM49 185V184H48ZM169 185V184H168ZM174 185V184H173ZM190 185V186H191ZM258 185V183H257ZM24 186V185H23ZM51 186V185H50ZM105 186V185H103ZM102 186V187H103ZM107 186V185H106ZM105 186V187H106ZM111 186V185H110ZM115 186V185H114ZM184 186V185H183ZM67 187V186H66ZM83 187V186H82ZM81 187V188H82ZM98 187V186H97ZM100 187V185H99ZM161 187V186H160ZM159 187V188H160ZM198 187V186H197ZM258 187V186H257ZM26 188V187H25ZM24 188V189H25ZM35 188V187H34ZM58 188V187H57ZM91 188V187H90ZM113 188V187H112ZM131 188V187H130ZM134 188V187H133ZM192 188V187H191ZM60 189V188H59ZM58 189V190H59ZM80 189V188H79ZM103 189V188H102ZM163 189V188H162ZM34 190V189H33ZM106 190V189H104ZM160 190V189H159ZM179 190V189H178ZM195 190V189H194ZM245 190V189H244ZM250 190V189H249ZM1 191V190H0ZM24 191V190H23ZM44 191V190H43ZM57 191V190H56ZM62 191V190H61ZM100 191V190H99ZM208 191V190H207ZM30 192V191H29ZM102 192V190H101ZM105 192V191H104ZM213 193V191H211ZM220 194L218 193V196L212 195V198L214 197V200L216 202L221 203V201L223 202V200H226L224 198V194L226 193L225 188L223 187L221 189V191H219ZM27 193V192H26ZM58 193V192H57ZM81 193V191H80ZM84 193V192H83ZM103 193V192H102ZM117 193V192H116ZM119 193V192H118ZM146 193V192H145ZM151 193V192H150ZM210 193V191H209ZM31 194V193H30ZM50 194V193H49ZM95 194V193H94ZM105 194V193H104ZM111 194V192H110ZM247 194V193H246ZM81 195V194H80ZM193 195V194H192ZM195 195V194H194ZM202 195V194H199ZM209 195V194H208ZM228 195V194H227ZM256 195V194H255ZM254 195V197H255ZM118 196V195H116ZM115 196V197H116ZM123 196V195H121ZM149 196V195H148ZM31 196H29L30 198ZM64 197V198H65ZM98 197V196H97ZM113 197V194L112 196ZM247 197V196H246ZM5 198V197H3ZM48 197H46L47 199ZM92 198V197H91ZM104 198V196H103ZM117 198V197H116ZM115 198V199H116ZM120 196H118L117 199H119ZM133 198V197H130ZM61 199V198H60ZM96 199V198H95ZM100 198H98V200H94V204L95 206H92L93 209L95 207V210L92 211L95 213L96 212V208H98V205H101L103 202V200H99ZM211 199V198H210ZM2 200V199H1ZM25 200V199H24ZM28 200V197H27ZM34 200V199H33ZM125 200V199H123ZM137 200V199H136ZM17 201V198H16ZM19 203L16 206V213L18 214L21 212V209H23L25 207V203L20 200H18ZM17 201V202H18ZM21 201V202H20ZM49 201V199H48ZM119 201V200H118ZM128 201V200H127ZM144 201V200H143ZM154 201V200H153ZM158 201V200H157ZM160 201V200H159ZM187 201V200H186ZM191 201V200H190ZM254 201V198H253ZM45 202H47L45 200ZM139 202V201H138ZM152 202V201H151ZM161 202V201H160ZM39 203V202H38ZM59 203V202H58ZM92 203V202H91ZM121 203V201H120ZM124 203V202H123ZM145 203V202H144ZM155 203V201H154ZM193 203V202H192ZM226 203V201H225ZM5 204V203H4ZM105 204V203H104ZM104 204H102V206H100V208L102 209ZM125 204V203H124ZM129 204V203H128ZM158 204V203H157ZM188 204V203H187ZM15 205V203H14ZM73 205H75V202L73 203ZM122 205V204H121ZM131 205V203H130ZM216 205V207L220 208L221 205ZM11 206V205H10ZM80 206V205H79ZM84 206V205H83ZM123 206V205H122ZM155 206V205H154ZM153 206V207H154ZM163 206V205H162ZM255 206V205H254ZM14 207V206H12ZM106 207V206H105ZM108 208L109 203H108ZM116 207V206H115ZM127 207V206H126ZM132 207V206H131ZM156 207V206H155ZM195 207V206H194ZM257 207V208H258ZM26 208V207H25ZM125 208V207H124ZM139 208V207H138ZM254 208V207H253ZM260 208V207H259ZM118 209V208H117ZM123 209V208H122ZM128 209V208H125ZM256 209V206H255ZM9 210V209H8ZM26 210V209H25ZM99 210V209H98ZM106 210V209H105ZM113 210V209H112ZM120 212V209H118ZM118 210H116L118 212ZM65 211V210H64ZM101 211V210H100ZM99 211V212H100ZM109 211V210H108ZM123 212L124 209L122 210ZM91 212V213H93ZM102 212V211H101ZM116 212V213H117ZM127 212V211H126ZM125 212V213H126ZM147 212V211H146ZM154 212V211H153ZM158 212V211H157ZM24 213V212H23ZM90 213V214H91ZM98 213V212H96ZM96 213L94 215L95 219H96ZM104 213V211H103ZM166 213V212H165ZM170 213V212H169ZM177 213V212H176ZM136 214V213H135ZM134 214V216H135ZM151 214V213H150ZM153 214V213H152ZM155 214V213H154ZM258 214V213H257ZM4 215V214H3ZM3 215H0V222L2 221ZM24 215V214H23ZM102 215V214H101ZM104 215V214H103ZM102 215V216H103ZM107 215V213H106ZM118 215V213L116 214ZM138 215V214H136ZM26 216V215H25ZM23 216V217H25ZM92 216V215H91ZM122 216L124 217L125 214ZM169 216V215H168ZM93 217V218H94ZM117 217V216H116ZM115 217V219H116ZM138 217V216H137ZM154 217V216H153ZM170 217V216H169ZM187 217V216H186ZM19 217L17 216V222L19 221L18 219ZM21 218V217H20ZM36 218V217H35ZM61 218V217H60ZM92 218V219H93ZM126 218V216H125ZM124 218V220H125ZM136 218V217H135ZM140 218V217H139ZM180 218V217H179ZM184 218V217H183ZM256 218V217H255ZM100 219V218H99ZM120 219V218H119ZM122 219V218H121ZM258 219V218H256ZM255 219V220H256ZM258 219V220H259ZM23 220V219H22ZM105 220V219H104ZM129 220V219H128ZM142 219H139L137 222L141 221ZM240 220V219H239ZM256 220V221H258ZM117 221V220H116ZM179 221V220H178ZM181 221L182 220L181 218ZM187 221V220H186ZM255 221V222H256ZM3 222V221H2ZM95 222H102L101 221H94ZM105 222V221H104ZM124 222V221H123ZM130 222V221H129ZM155 222V221H154ZM246 222V221H245ZM16 223V222H15ZM112 223V222H111ZM125 223V222H124ZM17 224V223H16ZM262 224V226H261ZM1 225V224H0ZM18 225V224H17ZM20 225V224H19ZM136 225V224H134ZM185 226V225H184ZM183 226V227H184ZM252 226H254V223L252 224ZM175 227V226H174ZM224 227V226H223ZM121 228V227H120ZM179 228V227H178ZM250 228V227H249ZM253 228V227H252ZM246 229H248L246 227ZM22 230V229H21ZM178 230V229H177ZM3 232L5 230H2ZM129 231V230H128ZM175 231V230H174ZM240 231V230H239ZM259 231V232H260ZM6 232V231H5ZM11 232V231H10ZM19 232V231H18ZM244 232V231H243ZM16 233V232H15ZM226 233V232H225ZM239 233V232H237ZM247 233V232H246ZM23 234V233H22ZM255 234V233H254ZM259 234V233H258ZM261 234V233H260ZM79 235V234H78ZM110 235V234H109ZM111 235L113 236V234L111 233ZM130 235V233H129ZM177 235V234H176ZM245 235V234H244ZM120 236V235H119ZM211 236V235H210ZM237 235H235L232 239H239L241 237H236ZM245 236H250V235H245ZM253 236V235H252ZM251 236V237H252ZM110 237V236H109ZM114 237V236H113ZM244 237V236H243ZM250 237V238H251ZM249 238V237H248ZM14 239V238H13ZM247 239V238H246ZM256 239V238H255ZM259 238H257L256 240H258ZM49 240V239H48ZM68 240V239H67ZM118 240V239H116ZM174 240V239H173ZM178 240V239H177ZM8 241V240H7ZM64 241V240H63ZM154 241V240H153ZM236 241V240H235ZM252 242V239L249 240V242ZM14 242V241H13ZM23 242V241H22ZM85 242V241H84ZM119 242V241H118ZM138 242V241H137ZM165 242V241H164ZM217 242V241H216ZM25 243V242H24ZM107 244V243H106ZM7 245V244H6ZM118 245V244H117ZM9 246V245H8ZM86 246V245H85ZM189 246V245H188ZM146 247V246H145ZM197 247V246H196ZM250 247V245H249ZM7 248V246H6ZM11 248V247H10ZM22 248L20 241L17 243L16 246H14V250L16 251L17 249ZM152 248V247H151ZM178 248V247H177ZM245 248V247H244ZM250 249V248H248ZM263 249V250H262ZM21 250V249H20ZM24 250V249H23ZM89 250V249H88ZM203 250H206V248H204ZM195 251V250H194ZM242 251V250H241ZM244 251V250H243ZM246 251V250H245ZM244 251V252H245ZM253 251V250H252ZM262 251H263V255H262ZM17 252V251H16ZM243 252V253H244ZM13 253V252H12ZM23 253V252H22ZM200 253V252H199ZM248 253V252H247ZM250 253V252H249ZM17 254V253H16ZM253 254V252H252ZM260 254L263 256L260 257ZM84 255V254H83ZM246 255V254H244ZM249 255V254H248ZM242 256V255H241ZM247 257V255H246ZM245 257V258H246ZM251 257V256H250ZM191 258V257H190ZM238 258V257H237ZM248 258V257H247ZM252 258V257H251ZM253 258V259H254ZM172 259V258H171ZM226 259V258H225ZM261 259V260H262ZM173 260V259H172ZM249 260V258H248ZM247 260V261H248ZM257 260V259H256ZM246 261V262H247ZM124 262V261H123ZM146 262V261H145ZM151 262V261H150ZM149 262V263H150ZM199 262V261H198ZM251 263V261H249ZM261 262V261H260ZM148 263V262H147ZM148 263V264H149ZM240 263V262H239ZM243 263V262H242ZM146 264V263H145ZM192 264V263H191ZM199 264V263H198ZM219 264V263H218ZM245 264V262H244Z\"/></svg>", "mask_w": 264, "mask_h": 264}]
</instances>
